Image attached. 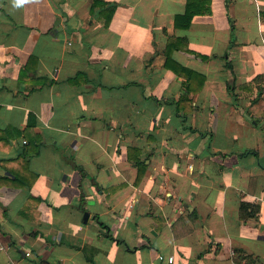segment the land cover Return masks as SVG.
<instances>
[{
    "label": "crops",
    "instance_id": "obj_1",
    "mask_svg": "<svg viewBox=\"0 0 264 264\" xmlns=\"http://www.w3.org/2000/svg\"><path fill=\"white\" fill-rule=\"evenodd\" d=\"M99 1L0 0V264H264V0Z\"/></svg>",
    "mask_w": 264,
    "mask_h": 264
},
{
    "label": "trees",
    "instance_id": "obj_2",
    "mask_svg": "<svg viewBox=\"0 0 264 264\" xmlns=\"http://www.w3.org/2000/svg\"><path fill=\"white\" fill-rule=\"evenodd\" d=\"M206 2H207L206 0H186V6H185V12H184V14L183 15H178L176 17L177 18H180V17L182 18L183 17L184 19H186V22H185L186 25L185 26H188L189 25L188 22H190L191 17L193 16L194 13H200V12H203V11L206 10L204 8V6L207 4ZM98 4H102V5H105L106 4L107 5V3L104 2V1L93 0L92 5H91V12H96L95 11V6L98 5ZM114 8H115V5L114 4H111V5H109L106 8H101L100 10H98L97 14L104 19L102 24L107 25V23H109L110 18L112 16V13L114 11ZM168 60L170 61L169 56H167V59H166L165 63L167 65H171V64H168L167 63ZM173 70L175 72H178L179 71L177 68H173ZM260 78H261L260 75H258V76L255 77V79H260ZM229 88H231V87H229ZM14 160H16V158ZM21 184H23V183H21ZM26 184L27 185H30V182L27 181ZM249 206H252V212L251 213H255L256 214V212L258 211V208L256 206L250 205L249 202L242 201L240 203V206H239V215H240L239 217H241L243 219L245 218V216H246L245 215V211L247 210V208ZM248 215H252V214H247V216ZM235 253L236 254H235L234 259H235V261L238 264L240 263L241 259H245L246 262L251 259V257H249L248 255L247 256H244L238 250H235Z\"/></svg>",
    "mask_w": 264,
    "mask_h": 264
},
{
    "label": "clouds",
    "instance_id": "obj_3",
    "mask_svg": "<svg viewBox=\"0 0 264 264\" xmlns=\"http://www.w3.org/2000/svg\"><path fill=\"white\" fill-rule=\"evenodd\" d=\"M30 2H32V0H12V5L14 8H20Z\"/></svg>",
    "mask_w": 264,
    "mask_h": 264
},
{
    "label": "water",
    "instance_id": "obj_4",
    "mask_svg": "<svg viewBox=\"0 0 264 264\" xmlns=\"http://www.w3.org/2000/svg\"><path fill=\"white\" fill-rule=\"evenodd\" d=\"M87 216H88V213H87V212H84V214H83V219H82V220H83V221L86 220L85 218H87Z\"/></svg>",
    "mask_w": 264,
    "mask_h": 264
}]
</instances>
